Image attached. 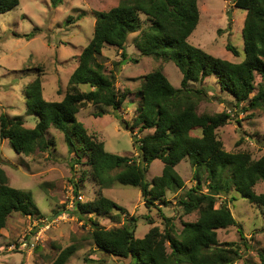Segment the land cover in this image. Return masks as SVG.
Wrapping results in <instances>:
<instances>
[{
    "label": "trees",
    "instance_id": "obj_1",
    "mask_svg": "<svg viewBox=\"0 0 264 264\" xmlns=\"http://www.w3.org/2000/svg\"><path fill=\"white\" fill-rule=\"evenodd\" d=\"M19 4L20 0H0V15ZM234 4L246 12L242 31L246 58L241 63L216 58L189 43L200 20L198 0H120L109 11L95 12L93 38L78 57V66L62 101L44 98L38 76L24 91L27 113L39 118L35 127H25L20 117L0 116V137L9 140L19 155L48 152L52 144L47 135L52 128L64 134L68 152L74 155L73 165L90 168L99 189L94 201L76 200L75 213L84 218L91 215L121 223L127 210L103 195L115 183L138 187L147 209L166 203L168 191L184 188L176 167L189 160L196 185L180 199V205L186 215L199 213L198 220L182 224L183 229L178 232L174 218L163 216V232L153 227L143 239H137L135 227L106 229L89 218L93 227L91 237L100 251L131 258L134 264H236L241 259L240 246L218 241V230L238 227V223L227 204L219 208L216 204L219 198L235 191L252 205L264 208V193L255 192L256 185L264 183V156L253 160L247 152H227L217 130L229 124L231 113L199 114V104L209 96L205 88L190 86L216 76L220 88L235 98L237 107L243 103L250 110L264 107V0H236ZM141 14L150 22L135 41L141 56L173 62L183 79L177 89L162 69L149 73L143 77L137 93L140 102L132 126L115 114L132 133L135 129L140 133L153 130L140 140L132 136L139 150L137 160L107 152L103 142L89 134L77 115L87 105H104L114 111L122 106L125 96H119L115 88L116 75L108 71L100 58L105 47L112 46L122 51L123 62L117 65L125 63L127 38L141 29ZM27 37L33 38L34 34ZM227 50L236 57L240 55L231 45ZM257 76L261 82L253 95ZM81 86H88L89 90L83 91ZM156 160L163 163V173L148 182L147 174ZM115 171L118 172L113 174ZM85 176L83 172L82 181ZM12 214L33 218L40 211L32 194L11 187L0 168V234ZM131 221L136 224L137 219L132 217ZM240 234L245 239L241 229ZM75 251V246L64 249L52 264H66Z\"/></svg>",
    "mask_w": 264,
    "mask_h": 264
},
{
    "label": "rangeland",
    "instance_id": "obj_2",
    "mask_svg": "<svg viewBox=\"0 0 264 264\" xmlns=\"http://www.w3.org/2000/svg\"><path fill=\"white\" fill-rule=\"evenodd\" d=\"M235 1L198 0L200 20L189 43L216 58L238 64L246 58L242 37L246 12L236 8ZM119 3L120 0H20L19 6L0 15V116L20 117L25 127L34 128L39 118L27 113L26 86L39 76L44 98L51 102L62 101L78 66V57L93 38L95 12L109 11ZM139 19L141 29L127 38L125 63L121 67L117 65L123 62L122 51L112 46H106L100 58L108 71L116 75L115 88L119 96H125L122 106L114 111L104 105H87L77 115L89 134L103 142L107 152L137 160H140L139 150L132 136L140 140L153 130L140 133L135 129L132 133V129L122 126L115 114L132 126L140 102L137 93L143 77L149 73L162 69L177 89L181 88L183 79L173 62L141 56L135 41L150 22L142 14ZM32 33L33 38L27 37ZM228 45L239 51V57L227 50ZM260 82L257 76L253 95L258 92ZM190 86L205 88L209 96L199 104V114L231 113L229 124L217 130L227 152H247L253 160L264 156V107L250 110L246 109L247 103L237 107L235 98L220 88L216 76ZM81 89L88 91L89 87L81 86ZM194 134L200 136L199 132ZM47 138L52 144L48 152L24 156L15 152L9 140L0 137V168L8 177L9 185L30 192L40 211V215L33 218L20 214L9 216L0 234V264H52L70 246H75L76 251L66 264H134L131 258L114 257L97 248L91 237L93 227L89 218L106 229L135 227L137 239H143L153 227L163 232V216L174 218L178 232L182 231V224L198 220L199 213L186 215L180 205V199L196 185L189 160L176 167L184 188L168 191L166 203H156L147 209L138 187L115 183L105 189L103 195L127 210L120 224L107 218L78 216L76 200L94 201L98 186L90 175V168L73 165L74 155L69 154L62 132L52 128ZM163 169L161 161H154L147 174L148 182L161 176ZM83 172L86 176L82 181ZM255 192L264 193L263 182L256 185ZM222 204L230 208L238 227L218 230V241L240 246L241 259L236 264H264V208L252 205L235 191L219 198L216 208ZM132 217L137 219L136 224L131 221Z\"/></svg>",
    "mask_w": 264,
    "mask_h": 264
},
{
    "label": "built area",
    "instance_id": "obj_3",
    "mask_svg": "<svg viewBox=\"0 0 264 264\" xmlns=\"http://www.w3.org/2000/svg\"><path fill=\"white\" fill-rule=\"evenodd\" d=\"M81 199V197L79 198V200ZM81 201V200H80Z\"/></svg>",
    "mask_w": 264,
    "mask_h": 264
},
{
    "label": "water",
    "instance_id": "obj_4",
    "mask_svg": "<svg viewBox=\"0 0 264 264\" xmlns=\"http://www.w3.org/2000/svg\"><path fill=\"white\" fill-rule=\"evenodd\" d=\"M0 161H1V159H0Z\"/></svg>",
    "mask_w": 264,
    "mask_h": 264
}]
</instances>
